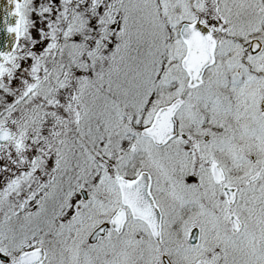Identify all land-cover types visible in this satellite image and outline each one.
Wrapping results in <instances>:
<instances>
[{"label": "snow or ice", "instance_id": "6c2138e0", "mask_svg": "<svg viewBox=\"0 0 264 264\" xmlns=\"http://www.w3.org/2000/svg\"><path fill=\"white\" fill-rule=\"evenodd\" d=\"M0 264H264V0H7Z\"/></svg>", "mask_w": 264, "mask_h": 264}, {"label": "water", "instance_id": "95a60500", "mask_svg": "<svg viewBox=\"0 0 264 264\" xmlns=\"http://www.w3.org/2000/svg\"><path fill=\"white\" fill-rule=\"evenodd\" d=\"M6 3L7 0H0V19L3 18Z\"/></svg>", "mask_w": 264, "mask_h": 264}]
</instances>
